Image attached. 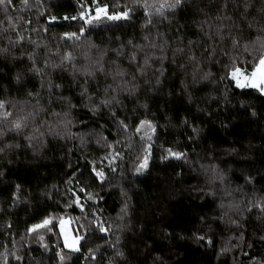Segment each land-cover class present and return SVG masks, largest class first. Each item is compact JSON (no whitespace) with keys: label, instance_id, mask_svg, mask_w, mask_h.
Listing matches in <instances>:
<instances>
[{"label":"trees","instance_id":"16d2710c","mask_svg":"<svg viewBox=\"0 0 264 264\" xmlns=\"http://www.w3.org/2000/svg\"><path fill=\"white\" fill-rule=\"evenodd\" d=\"M14 2V8L0 6V20L5 21L0 25V48H9L0 53V100L8 102L6 108L13 113L10 120L31 115L20 133L9 131V120L0 118V128L6 132L0 137V147L12 145L0 153V264L5 259L8 264H59L56 253L61 250L71 255L64 264H253L250 257L264 259V241L259 239L264 235V214L256 208L250 213L244 210L250 206L249 200L255 202L264 196V95L252 87H237L230 77L221 79L231 66L221 49L233 55L229 33L254 38L264 26L260 11L264 0H185L174 13L166 10L167 19L155 16L154 26L147 29L143 27L144 10L139 7L129 19L87 23L78 14L95 16L97 5L92 0H29L28 7L20 0ZM245 3L253 6L245 9ZM97 4H107L109 14L123 11L125 5L133 7L132 0H97ZM6 13L18 22L26 37L23 42L9 43V37L14 41L16 33L5 31ZM52 16L57 19L51 20ZM65 16L77 19L65 20ZM24 20L31 24L25 25ZM81 27L85 29L81 40L63 36L78 33ZM218 30L223 31L225 40L215 35ZM130 40L145 45V52L155 53V57L167 58L162 65L154 62L145 76L136 73L138 90L134 94L120 93L122 105L115 111L129 125L125 131L106 109L93 114L85 107L88 99L81 96L82 74L77 73L74 79L67 61L56 69L52 64H60L61 57L71 52L73 63L80 68L90 63L87 54L91 61L101 60L106 70L119 64L130 80L135 72L128 59L133 51ZM149 42L160 47L148 48ZM92 44L97 47L91 48ZM177 48H183L184 53H177L173 60ZM213 48L216 54L209 58ZM189 49L199 66L188 58ZM117 50L124 55L118 56ZM250 50L251 56L242 54L238 61L248 72L252 57L264 51L258 46H250ZM28 53H35L38 67H44L48 60L43 77L30 71ZM139 62L143 63V53ZM161 67L162 76L158 71ZM205 73L212 75L200 79ZM193 74L199 82H193ZM49 79L62 85L53 89L51 103ZM112 83L111 76L98 73L96 80L89 79V95L97 84L102 93L104 86ZM30 92L33 95L29 96ZM61 96L70 98L76 107L69 110ZM65 111H70L68 117ZM145 118L157 126L155 133L148 134L143 128L135 131L139 120ZM67 119L73 121L70 127H66ZM148 136H152L151 141ZM26 137H32L31 141ZM102 137L111 147L105 146ZM149 144L148 167L137 173ZM169 147L187 153V160H162L164 149ZM94 166L104 171L103 182L92 171ZM212 167L226 177L224 184L212 181ZM246 176L253 178L252 183H246ZM209 190L216 195L206 194ZM226 191L231 195H225ZM221 201L240 204L229 216L239 219L241 228L230 224L227 217L219 219L224 211L218 206ZM125 203L126 214L121 212ZM45 217L52 219L48 226L51 232L46 228L27 232ZM63 217H69L75 235L86 236L78 253L64 248L57 226ZM97 221L110 226V231L99 232ZM241 232L243 239H238ZM37 234L44 236L48 250L37 242ZM195 234L211 236L213 244L198 242ZM230 236L232 244L238 246L218 255ZM97 246L95 259L86 260L88 249ZM116 251L123 256L115 255ZM17 255L23 259L17 261Z\"/></svg>","mask_w":264,"mask_h":264},{"label":"snow or ice","instance_id":"6c2138e0","mask_svg":"<svg viewBox=\"0 0 264 264\" xmlns=\"http://www.w3.org/2000/svg\"><path fill=\"white\" fill-rule=\"evenodd\" d=\"M93 4L97 5L95 8L96 15L94 17H89L87 23H91L93 20H99L101 15L106 16L109 20H119L121 18L124 19H129L131 16V13L135 10L136 7L142 8L144 10V15H145V24L143 25L144 28H149V26H154V17L155 16H160L163 17L164 19H167L166 16V10H170L171 12H175L176 9L181 8L182 5L185 3V0H132L133 7H129L128 5L124 6V10L120 12H113L112 14H109L107 9L108 5L105 4L103 6H100L97 4V0H92ZM20 3L23 7H28L29 6V0H20ZM0 6H3V8L7 9L9 7H16L14 0H0ZM253 5L250 3H245L244 7L245 9H248L252 7ZM224 7H227V4L224 5ZM260 11L264 13V6L261 7ZM79 17L81 19L84 18L85 13L80 12ZM23 17H19V20H23ZM51 20H56L57 18L55 16L50 17ZM65 20L72 19L75 20L77 17H64ZM5 20L7 21L8 28L5 29L7 31L8 29H11L15 31L16 33V39L13 41L9 37V43L10 44H19L23 42L26 37L21 33L19 30V24L16 20L13 19L11 15H5ZM4 20H0V25L4 24ZM25 25H30L31 21L30 20H24ZM211 27V26H210ZM249 28H252V24L249 23ZM34 31V29H33ZM47 31V29H45ZM85 32V29L81 27L79 29V32H66L63 34L64 37L72 39V40H81L83 37V34ZM257 35L254 38L246 39L243 35H231L229 33L228 38L231 40V52L233 55H229V51H225L221 49V53L224 56H228L229 59L231 60V66L230 70L227 72L225 77H221V79H225L230 77L233 81H235V84L239 88H246V87H252L255 88L259 91L261 95H264V51L261 52L258 56H253L252 57V67L251 71L248 72L246 69H243L238 61L240 59V56L242 54H247V56H251L252 52L250 50L251 48H255L256 46L259 47V49L264 50V26H261L257 30ZM159 35V34H158ZM220 41L225 40V34L223 31L218 30L215 34ZM212 36L209 35V39H211ZM30 39V37H28ZM144 39L147 41L149 38L146 35ZM32 43H36L35 41H32ZM191 44L192 42L189 41ZM128 44L132 46L133 51L129 55L128 59L130 62V65L135 66V72L131 74V79L128 80L126 77L129 75V73L121 68L119 64H116V67L114 70H106L103 62L101 60H95L91 61V58L88 57L87 54H85V58L90 60V63L86 66H81L80 68H77L76 65L73 63V56L71 52L65 53L61 57L60 64H52V68L56 69L61 67L65 61H67L73 68V78H76L77 73L82 74L84 77V86H82L81 89V96L86 97L88 99V104L85 105V107H88L90 111L93 112V114H96L102 109H106L111 117L116 121L117 124L120 125V127L127 131L129 128V125L125 123L124 119H120L117 116V112L115 111V108L119 107L122 105V101L120 99V93L122 92H127L128 94H134L138 90V85L135 83L137 80V75L136 73H139L140 76H145L147 74V70L152 68V65L154 62L159 61L162 62L164 59H166V55H161L160 57H155V53H148L145 52V45H135L132 43V41H128ZM37 47L39 45L37 44ZM91 48H96L97 46L92 44L90 45ZM123 47V46H122ZM148 48H157L160 47L159 45L149 42L147 45ZM139 50L136 51V50ZM9 51L8 47H3L0 48V53H7ZM161 51L163 52V49L161 48ZM143 53V63L141 64L139 62V54ZM177 53H184L183 48H177L175 52L173 53V60H175V56ZM216 54V49L213 48L210 52H208L209 58L214 57ZM28 59L32 61V67L30 71L36 73L37 75L43 77L45 74V70L48 67V60L46 59L44 61V67H38L35 61V53H28ZM117 55L122 56L124 53L122 51L117 50ZM247 56H245V61L247 62ZM188 58L195 62L197 66H199L200 61L198 60L197 56L195 55L194 52H192L191 49H189V54ZM115 63V62H114ZM181 68L185 67L184 65H180ZM225 67H229V65H225ZM160 76L164 74L163 67H161L159 70ZM103 74L105 77L111 76V79L113 81L112 84H106L103 88L102 93L100 92L99 84H97V88L95 92H93L91 95H89V87L88 82L89 79L91 80H96L97 79V74ZM212 74L211 73H205L200 79H208ZM17 81L20 80V76L17 75L16 77ZM148 81H146L147 83ZM161 81L159 79V76L156 77V84H159ZM193 82L197 83L199 82L197 80L196 74H193ZM48 89L50 92V97H49V102L51 103V93L53 89H60L62 88L61 84L54 83L51 79L48 81ZM41 87H44L43 82L41 83ZM33 95L31 92L29 93V96ZM96 97V98H94ZM102 97V98H100ZM60 100L64 101L67 104L68 109L70 110L73 107H76L75 105L72 104L70 98L66 97H59ZM227 99V97H225ZM7 101L5 100H0V109H3L4 111L0 112V118H3L4 120H9L11 123V128L8 129L9 131H15L17 133H20L24 128L27 127V121L29 119V115L25 116H19L16 117L14 120H10V118L13 116V113L11 111H8L6 108ZM243 103V102H242ZM143 107L147 108V105H143ZM70 115V111H65L64 116L68 117ZM252 115L255 116L256 113L255 111L252 112ZM73 121L71 119L66 120V127H70L72 125ZM184 123H187V121H184ZM147 127L150 129L153 133H155L156 125L153 123L152 120H149L147 118L139 120V123L135 126V131L137 133L141 132L142 127ZM193 132H198V129L193 128ZM6 135V132L0 128V137ZM143 138V137H142ZM149 141L152 140V136L147 137ZM26 139H29L31 141L32 137H26ZM81 143H83V136L80 137ZM105 141V146L106 147H111L110 144H108L107 139L105 137H102ZM99 142V141H98ZM114 143H119V141H116ZM18 146V145H17ZM5 147L10 148L12 145H5ZM5 147H0V153L5 151ZM151 147L152 145L149 144L148 148L145 150V155L143 157L142 162L140 163V166L135 169L137 173L141 172L143 169H146L148 167V160L149 156L151 153ZM164 152L166 155H162L161 159L162 160H167L170 157L175 158L177 160L184 159L187 160V153L181 152V151H176L173 148L169 147L164 149ZM118 156L119 154L116 153ZM107 159V157H105ZM203 167V166H202ZM92 171L95 173V175L103 182L106 178L104 171L97 170V168L94 166L92 168ZM112 171H115L113 168ZM212 172V181H219L221 184L225 183L226 177L217 171L215 167L211 168ZM3 175V172H0V176ZM253 178L251 176H246L245 181L246 183H252ZM17 193L19 192L20 185H16ZM199 191L203 192V189H199ZM239 191V189H237ZM17 193H14V196H17ZM208 195L215 196L216 193L214 191L209 190ZM225 195H231L230 192H225ZM19 197L17 196V199ZM91 198V197H90ZM102 199V197H101ZM76 203H79V198L75 201ZM248 204L250 205L249 207H246L244 210L247 212H251L253 208L259 209L261 214H264V196H261L259 200L252 202L251 200L248 201ZM220 209L224 210L222 212V215L219 217L220 220H224L225 217H227L228 222L232 225H234L237 229L241 228V221L239 219H234L231 216H229V212L232 209H239L240 204L238 203H233L229 202L227 205L223 201L218 205ZM81 209L83 210V205H80ZM128 210V205L127 203L124 204V206L121 208L122 213H127ZM201 219H204L203 217ZM52 224V219L45 217L42 219L40 223L32 224L30 228L27 229V232L33 233L36 232L38 229L46 228L47 231L51 232L52 227H48L49 225ZM64 225L65 221L61 220L60 221V227H61V232L64 236V248H67L70 250V253H78L81 251V246H80V241L83 239H86V236H75L71 237L65 230H64ZM9 227H11L9 225ZM54 227V226H53ZM96 228L99 230L101 233H108L110 231V226H105L103 222L97 221L96 222ZM44 236L37 234V242L41 243V246L45 248V250H48V245L43 244L44 241ZM194 239H196L198 242L199 241H206L208 245L213 244V240L211 236H207L206 234H195ZM232 239L233 237H229L228 240L225 242L224 245L221 246L218 255H224L227 252L231 250L233 247H237L238 245L232 244ZM238 239H243V233L241 232L240 236ZM260 240L264 241V235H261L259 237ZM117 241H119V237H117ZM108 241H106L107 243ZM115 248V245H112ZM249 248L252 247L251 244L248 245ZM99 250V246H97V249H88L87 254L85 255V259L87 260L89 257H91L93 260L96 257V252ZM115 255L117 256H123V253L120 251H116ZM56 256L59 259V264H64V262L67 259H71V255H66L63 250L59 251L56 253ZM15 259L17 261L22 260L23 258L21 256H15ZM159 259V257H158ZM250 260L253 262V264H264V259H257L256 257H250ZM4 264H8L7 259H5Z\"/></svg>","mask_w":264,"mask_h":264},{"label":"rangeland","instance_id":"374dc122","mask_svg":"<svg viewBox=\"0 0 264 264\" xmlns=\"http://www.w3.org/2000/svg\"><path fill=\"white\" fill-rule=\"evenodd\" d=\"M92 15H96L95 9H94ZM89 17H92V16H85V15H84V18H83V19H85L86 21H88ZM93 17H94V16H93ZM100 19H106V20H109L106 16H101ZM100 19H99V20H100ZM94 21H97V20H93L92 22H94ZM142 128L145 129V130H147V131L149 132L148 134H150V132H151L150 129H148L146 126H145V127H142ZM149 130H150V131H149ZM49 218H51V217H49ZM61 220H64V221H65L64 230H65V231H66L71 237H75V236H78V235H75V234L73 233V230H72L71 225H70V219H69V217L59 218L58 221H57V220H56V221H57V226H58V229H59V232H60L61 238H62V240H63V244H64V236H63V234H62V232H61V227H60V221H61Z\"/></svg>","mask_w":264,"mask_h":264}]
</instances>
